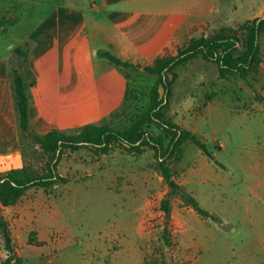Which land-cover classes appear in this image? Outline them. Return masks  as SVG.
Listing matches in <instances>:
<instances>
[{
    "label": "rangeland",
    "instance_id": "rangeland-1",
    "mask_svg": "<svg viewBox=\"0 0 264 264\" xmlns=\"http://www.w3.org/2000/svg\"><path fill=\"white\" fill-rule=\"evenodd\" d=\"M64 1L83 7L90 2ZM39 3L44 1L0 0V56L10 58L13 65L20 63L13 49L26 48L24 37L49 10V4ZM219 3L217 12L195 35L239 29L264 17V0L252 6V12L249 0ZM260 43L263 62L259 73L249 77L254 87L239 76L220 79L217 65L201 57L177 68L178 78L171 87L167 118L195 133L213 154L208 157L187 141L182 156L168 162L173 179L218 218H206L207 225L233 224L243 198L252 196L249 186L264 179V33ZM129 74L127 102L106 121L114 128L129 126L145 111L157 79L143 70ZM147 130L155 136L162 134L154 124ZM22 145L27 165L41 168L46 159L40 149ZM59 173L67 182L50 193L33 189L9 208L0 204V215L10 223L16 252L24 264H200L195 262L200 255L202 264H222L226 241L220 238L227 239L230 230L225 228L219 239L200 248L202 254L185 245L182 219L193 221L197 213L179 196L169 197L153 150L134 154L115 148L107 155L87 149L70 151ZM167 197L170 219L161 208ZM258 204L264 210V203ZM237 219L235 225L243 222ZM7 256L0 237V264Z\"/></svg>",
    "mask_w": 264,
    "mask_h": 264
},
{
    "label": "crops",
    "instance_id": "crops-1",
    "mask_svg": "<svg viewBox=\"0 0 264 264\" xmlns=\"http://www.w3.org/2000/svg\"><path fill=\"white\" fill-rule=\"evenodd\" d=\"M42 1L39 4L50 7L24 37L28 56L21 69L30 84V124L41 135L109 120L127 101L131 69L118 66L100 51L143 70L159 57L177 55L221 4L220 0H89L83 7L64 0ZM258 1L249 0L251 12ZM17 47L21 46L13 52ZM12 66L18 65L0 56V173L24 166ZM249 187L251 198L244 197L242 208L233 214L242 224L233 220L220 227L207 225L194 210L193 221L182 219L185 245L202 254L200 248L228 228L230 236L220 238L226 241L222 264H264V210L258 204L264 203V179ZM201 258L195 262L202 264Z\"/></svg>",
    "mask_w": 264,
    "mask_h": 264
},
{
    "label": "trees",
    "instance_id": "trees-1",
    "mask_svg": "<svg viewBox=\"0 0 264 264\" xmlns=\"http://www.w3.org/2000/svg\"><path fill=\"white\" fill-rule=\"evenodd\" d=\"M2 23L0 21V27ZM263 33L264 17L248 21L239 29H223L210 36L201 33L190 38L178 50L177 55L159 57L152 66L144 67L143 71L156 76L157 79L151 87L150 100L145 111L125 128H114L106 122L107 120H103L99 123L87 124L75 131L54 130L43 135L32 130L29 120L28 88L30 84L26 82L21 71L26 66L28 49L17 47L14 53L20 63L17 67H11V76L21 142L40 149L46 160L41 168L36 169L28 166L24 159L23 167L0 173V204L3 207H10L17 204L30 190L42 189L50 193L56 186L66 183L67 178L59 173V166L67 152L87 149L98 155H107L115 148H122L130 153L142 154L145 149H150L154 151L158 170L170 189L169 197L179 196L187 207L195 210L200 216L218 221L216 216L200 205L192 193L173 179V173L168 164L170 160L179 159L182 156L183 145L187 141H191L208 157L212 158L213 154L195 133L169 120L165 109L172 97L171 87L178 78L177 68L198 57L216 64L220 79L239 76L250 87H254L249 77L259 73L263 62L260 43ZM99 54L123 68L141 69V66L123 62L107 51H100ZM161 86L165 92L162 97ZM128 97L129 92L127 99ZM151 124L160 128L162 134L155 136L150 133L147 126ZM22 153L25 157L23 145ZM161 208L167 219H170L172 208L168 197L162 200ZM0 237L8 253L1 264H24L23 258L16 252L10 223L3 215H0ZM165 239L169 241L168 229L165 230ZM30 241L35 242L33 236L30 237Z\"/></svg>",
    "mask_w": 264,
    "mask_h": 264
},
{
    "label": "water",
    "instance_id": "water-1",
    "mask_svg": "<svg viewBox=\"0 0 264 264\" xmlns=\"http://www.w3.org/2000/svg\"><path fill=\"white\" fill-rule=\"evenodd\" d=\"M163 92H164V88L161 86V87H160V94H161V97L163 96Z\"/></svg>",
    "mask_w": 264,
    "mask_h": 264
}]
</instances>
